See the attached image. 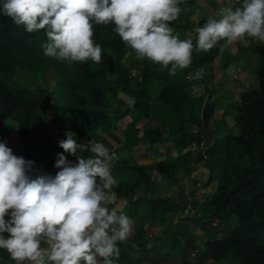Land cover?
<instances>
[{"label":"trees","instance_id":"1","mask_svg":"<svg viewBox=\"0 0 264 264\" xmlns=\"http://www.w3.org/2000/svg\"><path fill=\"white\" fill-rule=\"evenodd\" d=\"M4 2L0 0V126L9 121L17 123L19 134L25 137L29 147L26 161L32 162L31 169L50 176L60 171L55 164L58 155L65 156V152L55 145L47 126L38 125L48 116L47 101L57 94L59 97L52 111L53 120L59 125L69 120L76 131L74 138L78 144L87 143L92 130L109 127L114 114L132 118L125 134L128 144H134L138 141V126L151 116L157 123L171 128L174 135L172 140L176 136L178 142L175 145L185 152V163H191L193 151L190 144L206 141V129L217 109L219 93L214 87L206 86L205 93L198 99L192 98L176 82L191 70L213 65L224 41L208 52L194 50L191 65L187 69H177L175 75H170V65L169 69H165L147 59H137L135 53L113 31V24H94L93 39L102 48L101 62L69 63L45 56L42 45L47 43V37L44 31L27 33L23 26H17L3 13ZM241 4L242 0L234 7ZM170 26L173 34L179 37L184 28L188 31V27L179 20ZM196 39L197 33H194V45ZM241 50H250L251 56L258 57L255 68L257 86L241 92L233 127L224 118L226 111L223 112L225 134L209 143L207 149L201 150V156L199 154L197 157V162H201L210 173L206 185H216L215 192L203 205L202 211L210 216L211 223L218 222L226 231L223 237L206 242V249L199 255L202 264L229 259L238 264H264V44L253 42L247 46L239 45ZM229 65L227 61L225 67L229 68ZM20 71L31 78L40 72H54L56 90L21 83L16 78ZM202 79H207L211 84L213 76L208 79L204 74ZM157 82L162 83L163 87L151 102V89ZM187 104L190 106L187 107ZM7 134L2 135L0 142L6 141ZM143 137L150 140L151 147L156 142L168 143L156 131L144 133ZM6 145L14 150V145ZM179 159L166 157L151 168L130 167V162L125 161L120 166V173L136 175V181L131 186L128 182L119 183L115 192L128 201V206L130 201L138 204L141 199L133 200L132 189L141 185V177L149 170L163 177L169 187L173 186L177 182ZM150 202L154 205L153 214L157 211L156 206L163 205L160 207L162 212H158L161 217L175 210L185 214L188 206L156 199ZM188 217L190 213L182 218ZM233 217L237 218V222H233ZM182 234L184 232L179 236ZM185 245L186 248L191 244ZM4 259L0 264H6V259L10 258Z\"/></svg>","mask_w":264,"mask_h":264},{"label":"clouds","instance_id":"2","mask_svg":"<svg viewBox=\"0 0 264 264\" xmlns=\"http://www.w3.org/2000/svg\"><path fill=\"white\" fill-rule=\"evenodd\" d=\"M183 0H5L3 13L27 33L44 31V55L58 61L99 64L102 48L93 37L95 25L113 31L136 55L169 69H187L194 50L208 52L221 41L220 52L255 38L264 42V0L229 3L181 40L170 24L179 18ZM248 38V39H246ZM229 73L233 71L229 66ZM203 69L189 74L200 80ZM134 103V101H130ZM59 147L76 156L59 154L51 177L28 175L31 161L17 157L0 142V249L16 264H114L118 242L132 234V221L118 211L117 180L112 164L118 159L104 143L91 139L78 144L67 132ZM90 153L85 158L77 153ZM99 178V180L97 179ZM109 205L116 207L109 208ZM11 212V219L5 216ZM8 233L5 238L3 233Z\"/></svg>","mask_w":264,"mask_h":264},{"label":"rangeland","instance_id":"3","mask_svg":"<svg viewBox=\"0 0 264 264\" xmlns=\"http://www.w3.org/2000/svg\"><path fill=\"white\" fill-rule=\"evenodd\" d=\"M239 1L240 0H230L231 6L234 7V5ZM227 3H229V0H183V2L179 5L181 7L182 16L179 15L177 20L182 21L183 26L188 27V31H186L184 28L181 36L178 37L180 39H192L194 33H196L195 29L199 26H202L207 19L213 16L214 12L219 7L224 6ZM253 42L264 44V42H260L255 38H251L248 39L247 45H251ZM239 45L245 46V44L242 42L230 46L224 52L220 53V55L215 59L213 65L206 66L203 69L204 74L208 76V79L210 76H213L211 84L207 81V79L190 80L187 78L189 74H194L196 70H191L189 74L181 78L180 81L176 82L181 88H185L189 97L192 98L196 97V99H198L200 95L206 92V86H209V88L214 87L219 93L217 94L219 96V100L216 101L217 109L214 111V117L211 119L206 129V141H208V143H205L206 141H202L196 142L193 145L190 144V149L193 151V159L191 160L193 161H191L189 165L185 163L186 157L184 152L180 151V149L175 145V143L178 142L175 138L176 136L174 137L175 140H172L174 135H172L173 131L170 130L171 128L165 124L157 123L151 116L144 119L138 126V141L135 148L132 150L130 148L133 147V144H128L125 135V129L128 127L127 124L129 123L130 118L125 119L124 122H122L123 124L120 125H118L116 120L111 121L109 127L100 129L98 131L92 130L89 133L88 141L93 139L98 142H102L106 147L109 148V150H115L118 147L126 146V149H123L120 152V157L116 155L119 157V161H114L112 164V175L117 179L118 182L121 180V177H119L121 174L119 167L121 165L120 161L124 160L125 158L132 162L130 167L144 166L146 168L156 167L168 156H174L178 159L180 158L179 169L176 172V176L178 175L177 183L180 185L178 192L177 188L175 187H172L167 191V187H169L168 184L162 180V177L157 172H154V170H149L148 174L146 175L152 173V176L155 177V183L150 184L147 176L143 178V183H141L139 187L132 189L135 198L141 199L138 204H132L130 201V205L126 206L124 205V201L127 202V204L128 201L117 197V201H119V208L132 221V234L124 242H118L117 246L120 249V254L118 259L115 257L113 258L114 264H144L160 257H167L172 251H176L173 255L175 264L176 259L177 263H180L178 258L180 257L179 252L182 251L181 253L184 254L190 250L189 246L185 248L186 243L191 244L190 246L196 247L197 251H199V254H201L206 249L207 242V239L204 238L203 233L207 234L208 231V234H205L208 236V238H211V236L212 238H216L215 236L219 235L212 234V229H216V227L213 226V223L216 222L211 223L209 221L210 216L203 213V207L201 206L207 202L211 194L215 192L216 185L215 183L206 185L209 180L210 173L201 162H198L201 163L198 164L196 159L199 154V156H201V150L204 151L207 149L209 143L211 144L216 139L220 138V136L225 134L226 125L223 123V112L226 111V117L224 116V118L227 120V122H229L230 126L233 127L234 117L237 115L236 105L239 104L241 92L247 89H253L257 86L255 68H257L256 64L259 62L258 57L251 56L250 50L239 51ZM227 61L230 63L229 66H231L233 69L231 73H229L227 71L228 68L225 67ZM16 78L21 83L47 87L51 91L56 90L55 74L52 71L40 72L36 76H33V78L28 76L23 71H20ZM161 87H163V84L159 82L153 85L149 99L151 102H153L154 96H157ZM58 97L59 96L57 94L56 97H53L47 101L46 106L48 107V116L44 117L38 122V125H46L49 127L48 131L50 134H52V140L57 145H59L60 141L66 139L65 134L67 132L76 134V131L72 130L73 124L69 120H64L66 121V124L63 127H61L59 124H56L53 120L54 113L52 111L55 108V101H58ZM187 105V107L190 106L189 104ZM115 116L117 115H112L111 117ZM111 120L113 119L111 118ZM153 131H156L158 135L164 140V142L167 140L171 145L166 146V143L156 142L153 144L156 147V150L152 149L153 147L150 146V140L143 137V135L144 133L152 134ZM5 132L8 133L5 139L6 144L15 146L14 150L12 151L13 154L17 157H23L26 160L29 153V147L26 143L25 137H22L19 134L17 123L15 121H9L0 126V141L2 135L4 136ZM59 132H61L60 134L63 135L62 138L59 136ZM127 146L129 147L127 148ZM17 149L18 151L16 153L15 151ZM77 155H83L85 158H87L90 153L78 152ZM66 156L70 162H77L76 156H72L68 153H66ZM35 171L37 170L31 169L28 172V175L32 178H36L37 176L43 175L42 173H44L41 171L42 173L40 172L38 174L35 173ZM121 172L123 171L121 170ZM129 174L130 173H126L125 175ZM196 174L198 175V180L194 179ZM44 175L47 174L44 173ZM55 175L56 172L51 175V177H55ZM97 179L99 180V178ZM126 190L128 189H125V191ZM180 190H182V194L190 193L192 195L183 197V195L180 193ZM155 191H157V195H155ZM196 197H200L202 199V203L200 205L196 202ZM135 198L133 197V200H136ZM154 198L168 202H179L185 206L188 204L187 210L190 213V217L182 218L184 215H186V213H180V211L175 210L168 211L169 213H167L164 219V217H161L158 214L159 211L162 212L160 207H163V205L160 207L156 206L157 211H155L153 214L151 211L152 208H154V205H151L150 201L154 200ZM185 200H188V203L185 202ZM193 211L195 214L191 216ZM158 216H160V218L155 220L154 217ZM207 218L209 219L208 221ZM10 219L11 212L5 216L6 221H9ZM233 222H237V218L233 217ZM186 224L191 225L193 228L192 230L197 235L196 237L194 234L191 235V232H186L190 227L187 226V228H184ZM158 226L160 227V230L158 229ZM181 232H184V235L182 234L179 236V233ZM198 232L200 237L197 234ZM3 235L5 238H8L9 234L5 232ZM159 262L162 263L160 260ZM223 264H238V262L229 259L224 261Z\"/></svg>","mask_w":264,"mask_h":264},{"label":"crops","instance_id":"4","mask_svg":"<svg viewBox=\"0 0 264 264\" xmlns=\"http://www.w3.org/2000/svg\"><path fill=\"white\" fill-rule=\"evenodd\" d=\"M114 115H117V116H115V117H111L113 120H111V121H114V120H116L117 121V123H118V125H120V124H123L122 122H124V120L125 119H127V118H130V121H129V123L127 124V125H129L130 123H131V121H132V118L130 117V116H126V117H121L119 114H114ZM115 118V119H114ZM54 123V122H53ZM62 125H61V127H63L65 124H66V122H63V123H61ZM48 128V130H49V127H47ZM73 131H74V129H72ZM62 132H63V130H62ZM61 132H59L58 134H60ZM57 134V133H56ZM138 134V133H137ZM54 135V134H53ZM126 135V134H125ZM61 138L63 137V135H59ZM64 140V139H63ZM126 140H127V138H126ZM55 143V142H54ZM136 144H137V142H135L134 144H133V147L132 148H130L131 150L132 149H134L135 148V146H136ZM55 145L56 146H59V145H57L56 143H55ZM169 145H171V144H169V143H166V146H169ZM129 146H127V148H128ZM156 147L154 146L152 149H154V150H156L155 149ZM123 149H126V146L125 147H118V148H116L115 150H113V149H110V153L111 152H114L116 155H118L119 157H120V152L123 150ZM17 151H18V149L15 151L16 153H17ZM20 151V150H19ZM184 154H185V152H184ZM192 155V154H191ZM65 156H66V152H65ZM117 156V157H118ZM119 157H118V159L117 160H115V161H119ZM168 157H170V156H168ZM66 158H67V156H66ZM191 159H193V155L191 156ZM186 160V159H185ZM125 161H128V162H130V165H131V161L130 160H128V159H124V160H121L120 162H121V165L120 166H123L122 164H124V162ZM193 161V160H192ZM196 161H197V159H196ZM198 163V162H197ZM198 164H201V163H198ZM186 165V164H185ZM119 166V167H120ZM200 172V171H199ZM33 173V172H32ZM35 173H40V171H35ZM199 174V173H198ZM34 175H36V174H34ZM44 175V174H43ZM153 175V174H152ZM152 175H144V176H142L141 177V183H143V178H145V177H147L148 176V181L150 182V184H154L155 183V177H153ZM48 176H50V175H48ZM119 177H121V180L118 182L117 181V185L112 189L114 192H115V188L116 187H118L119 186V183H122V182H128V185L129 186H131V185H133L134 184V182L136 181V175H133V174H129V175H122V174H120V176ZM115 178V177H114ZM161 178V177H160ZM159 178V179H160ZM177 181H178V175H177ZM198 178V175L196 174L195 176H194V179L195 180H198L197 179ZM116 179V178H115ZM117 180V179H116ZM162 180L164 181V178L162 177ZM160 182H162V181H160ZM203 185H204V183H203ZM172 187H175V188H177V192H178V190H179V187H180V185H178V183L176 182V184H174L173 186H170V187H167L168 189H167V191L170 189V188H172ZM156 188H157V186H156ZM126 189H128V188H126ZM128 191V190H127ZM116 193V192H115ZM155 193V195H157V191H155L154 192ZM180 193L182 194V190H180ZM187 194H189V195H187ZM202 194H204V193H202ZM183 195V197H186V196H191L192 194H190V193H185V194H182ZM116 196L117 197H119L118 195H117V193H116ZM135 198V197H134ZM123 199V198H122ZM156 198H154V200H155ZM196 202L200 205L201 203H202V199L200 198V197H196ZM126 200V199H125ZM156 200H160V199H156ZM127 201V200H126ZM162 201H165V200H162ZM118 202L119 201H117V204H118ZM187 203H188V200H187ZM206 204H207V202H205ZM204 203V204H205ZM204 204H202L201 206L203 207V205ZM124 205H126L127 206V202H125L124 201ZM109 206H111V205H109ZM113 207H116V205H113ZM118 211H122L120 208L118 209ZM210 211H211V209H210ZM157 218H160V216H158V217H154V219L156 220ZM164 219H165V217H164ZM154 220V221H155ZM162 220V219H161ZM209 219L207 218V221H208ZM157 223H158V221H157ZM160 225V224H159ZM216 225V226H215ZM187 226H190L189 228H188V231L189 232H191V235H195V237L197 236L196 235V233H194V231L192 230L193 228L191 227V225L189 224V225H185L184 226V228H187ZM213 226L214 227H216V231L214 230V229H212L213 230V232H212V234L213 235H216V234H219V235H217V236H215L216 238H219V237H223L224 235H226V231H224V229L222 228V227H217V226H219V223L218 222H216L215 224H213ZM160 227L158 226V229H159ZM211 228V227H210ZM160 230V229H159ZM206 231V230H205ZM198 234V236L200 237V235H199V232L197 233ZM206 233H203V236H204V238H206L207 239V241L208 240H210V239H213L212 238V236H211V238L209 237L208 238V236H206L207 234H208V231H207V234L205 235ZM190 247V250L185 254V257H184V254L183 253H181V252H179V255H180V257H178L179 258V261H180V263L178 262L177 263V259H176V264H202L201 263V260H200V257H199V251H197V249H196V247H193V246H189ZM198 247V246H197ZM175 252L176 251H172L167 257H160V258H157V259H155V260H152L151 262H148V263H144V264H175V259H174V257H173V255L175 254ZM181 254H182V256H181ZM4 257H8V258H10V255L7 253V251L6 250H4V249H0V262H4L5 261V259H4ZM11 259V258H10ZM8 260V259H6V264H8V263H10V264H16V262L15 261H12V260ZM141 259V258H140ZM159 260L160 261H162V263H160L159 262ZM9 261V262H8ZM224 261H226V260H223V261H220V262H216V261H208V262H206L205 264H214V263H217V264H223V262ZM128 264V263H127Z\"/></svg>","mask_w":264,"mask_h":264},{"label":"built area","instance_id":"5","mask_svg":"<svg viewBox=\"0 0 264 264\" xmlns=\"http://www.w3.org/2000/svg\"><path fill=\"white\" fill-rule=\"evenodd\" d=\"M191 209H192V208H191ZM192 210H193V209H192ZM193 212H194V211H193ZM193 212H192V213H193ZM186 214H189V211H188L187 209H186Z\"/></svg>","mask_w":264,"mask_h":264},{"label":"water","instance_id":"6","mask_svg":"<svg viewBox=\"0 0 264 264\" xmlns=\"http://www.w3.org/2000/svg\"><path fill=\"white\" fill-rule=\"evenodd\" d=\"M125 192L127 193V190Z\"/></svg>","mask_w":264,"mask_h":264}]
</instances>
